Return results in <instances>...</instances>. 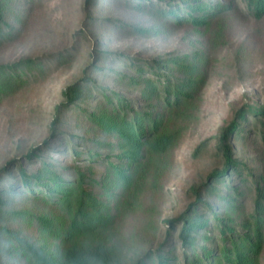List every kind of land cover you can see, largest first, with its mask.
<instances>
[{
	"label": "trees",
	"instance_id": "1",
	"mask_svg": "<svg viewBox=\"0 0 264 264\" xmlns=\"http://www.w3.org/2000/svg\"><path fill=\"white\" fill-rule=\"evenodd\" d=\"M12 9L13 0H0V104L50 71L41 58L2 59ZM242 9L261 19L264 0H83L75 45L56 62L77 52L83 35L91 63L62 90L47 136L0 168V264H264V105L256 102L234 107L213 146L217 160L155 244L132 253L128 239L115 250L94 243L141 210L161 176L159 158L178 146L211 77L207 55L108 52L106 36L163 37ZM120 13L154 22L129 24Z\"/></svg>",
	"mask_w": 264,
	"mask_h": 264
},
{
	"label": "rangeland",
	"instance_id": "2",
	"mask_svg": "<svg viewBox=\"0 0 264 264\" xmlns=\"http://www.w3.org/2000/svg\"><path fill=\"white\" fill-rule=\"evenodd\" d=\"M13 4L15 28L6 49L1 51L2 59L12 62L41 58L49 63L50 71L0 104V168L47 136L62 90L83 75V69L91 63L93 45L81 35L77 52L56 62L58 53L75 45V33L83 19V0H13ZM115 16L129 24L154 22L139 14ZM122 32L107 35L104 50L143 58L199 52L208 56L211 70L196 116L187 124L176 149L159 158L161 176L156 186L147 185L144 190L141 210L126 217L115 229L101 231L95 237L94 243L111 250L122 239H128L132 253H137L155 244L165 228L163 221L176 217L187 206L191 185L205 176L217 160L213 146L234 107L250 102L264 105V16L256 19L242 9L210 27H180L163 37L140 38ZM109 68L122 70L121 66ZM28 226L26 233L32 235L35 228Z\"/></svg>",
	"mask_w": 264,
	"mask_h": 264
}]
</instances>
